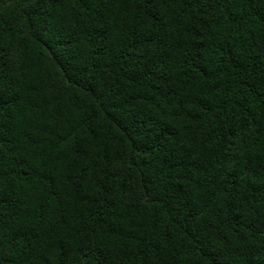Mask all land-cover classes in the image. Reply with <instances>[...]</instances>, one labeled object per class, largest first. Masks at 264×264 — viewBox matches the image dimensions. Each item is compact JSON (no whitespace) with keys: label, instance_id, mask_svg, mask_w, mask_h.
<instances>
[{"label":"trees","instance_id":"1","mask_svg":"<svg viewBox=\"0 0 264 264\" xmlns=\"http://www.w3.org/2000/svg\"><path fill=\"white\" fill-rule=\"evenodd\" d=\"M0 264H264V0H0Z\"/></svg>","mask_w":264,"mask_h":264}]
</instances>
